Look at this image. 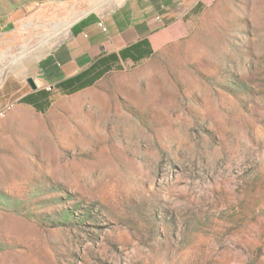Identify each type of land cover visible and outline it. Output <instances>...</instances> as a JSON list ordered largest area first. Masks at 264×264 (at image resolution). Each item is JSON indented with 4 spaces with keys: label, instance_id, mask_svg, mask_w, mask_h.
I'll list each match as a JSON object with an SVG mask.
<instances>
[{
    "label": "rangeland",
    "instance_id": "1",
    "mask_svg": "<svg viewBox=\"0 0 264 264\" xmlns=\"http://www.w3.org/2000/svg\"><path fill=\"white\" fill-rule=\"evenodd\" d=\"M195 1L0 0L17 83L91 11L153 6L171 34L46 112L0 116V264H264V0Z\"/></svg>",
    "mask_w": 264,
    "mask_h": 264
},
{
    "label": "crops",
    "instance_id": "2",
    "mask_svg": "<svg viewBox=\"0 0 264 264\" xmlns=\"http://www.w3.org/2000/svg\"><path fill=\"white\" fill-rule=\"evenodd\" d=\"M202 2L196 0L189 13L197 12ZM155 12L153 6H131L120 7L110 13L95 10L81 16L71 24L67 40L58 49L56 57L49 55L45 58L47 62L43 72L32 74L31 65H25L26 79L19 80L18 83L10 79L6 71L0 72V116L2 112L6 113L14 108L15 103L35 109L30 104L20 102L28 95L35 96L36 103L42 106L46 97L37 95L39 90H51L49 99H53V104L58 97L83 93L94 88L111 73L126 70L150 59L157 47L171 36L167 26L159 24L158 17L154 16ZM144 40H148V43L141 44L136 50L130 49L126 55L121 54L123 50ZM137 57L143 58L136 61ZM40 63H43V59ZM30 77L35 80L37 89H33L28 83ZM65 81L68 82L65 90H76L74 93L65 94L63 89L55 87Z\"/></svg>",
    "mask_w": 264,
    "mask_h": 264
},
{
    "label": "trees",
    "instance_id": "3",
    "mask_svg": "<svg viewBox=\"0 0 264 264\" xmlns=\"http://www.w3.org/2000/svg\"><path fill=\"white\" fill-rule=\"evenodd\" d=\"M148 43V40H144L143 42H139V43H137V44H135V45H133L131 48H129V49H125V50H123L122 52H121V54L122 55H126V52H129V50L130 49H134V50H136V49H138L140 46H141V44H147ZM153 52V51H152ZM147 54V53H146ZM146 54H144V56L146 55ZM130 56H132L131 54H129ZM141 58H143V57H137V58H135V60L136 61H139ZM67 83L68 82H60V83H58V84H56L55 85V87L56 88H59V89H63L64 91V93L65 94H72V93H74L76 90H71V91H66L65 90V88H66V86H67ZM52 94V91L51 90H47V89H42V90H39L38 92H37V95H39V96H41V97H46V100H45V102H44V104H42V106H40V105H38L37 103H36V101H35V96H26V97H24V98H22L21 100H20V102L21 103H26V104H30L31 106H33L36 110H38V111H40V112H46L49 108H50V106H51V104H52V102H53V99H49V96Z\"/></svg>",
    "mask_w": 264,
    "mask_h": 264
},
{
    "label": "water",
    "instance_id": "4",
    "mask_svg": "<svg viewBox=\"0 0 264 264\" xmlns=\"http://www.w3.org/2000/svg\"><path fill=\"white\" fill-rule=\"evenodd\" d=\"M28 83L30 84V86H31L33 89H37V85H36V83H35V80H34L32 77H30V78L28 79Z\"/></svg>",
    "mask_w": 264,
    "mask_h": 264
},
{
    "label": "built area",
    "instance_id": "5",
    "mask_svg": "<svg viewBox=\"0 0 264 264\" xmlns=\"http://www.w3.org/2000/svg\"><path fill=\"white\" fill-rule=\"evenodd\" d=\"M101 24H102V23H101ZM3 115H4V112L1 113V116H3Z\"/></svg>",
    "mask_w": 264,
    "mask_h": 264
}]
</instances>
